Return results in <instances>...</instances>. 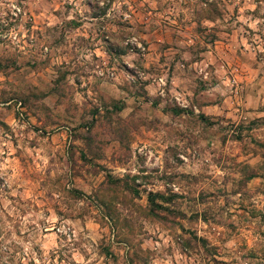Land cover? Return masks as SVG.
I'll return each instance as SVG.
<instances>
[{
	"label": "rangeland",
	"instance_id": "rangeland-1",
	"mask_svg": "<svg viewBox=\"0 0 264 264\" xmlns=\"http://www.w3.org/2000/svg\"><path fill=\"white\" fill-rule=\"evenodd\" d=\"M86 260L264 264V0H0V264Z\"/></svg>",
	"mask_w": 264,
	"mask_h": 264
},
{
	"label": "crops",
	"instance_id": "crops-1",
	"mask_svg": "<svg viewBox=\"0 0 264 264\" xmlns=\"http://www.w3.org/2000/svg\"><path fill=\"white\" fill-rule=\"evenodd\" d=\"M93 51V52H92ZM207 52H210L211 50H206ZM91 53L92 54H95L96 56L97 55H99V54H101V57H106L107 55H109L108 54V52H107V50L105 49V47H103L102 45H99V44H95L94 46H92V48H91ZM123 55V54H122ZM203 60V63H205V64H208V61L210 62H212V61H216V63H217V61H218V59H217V57H216V55L215 54H213L212 53V55H211V60H208V61H206V59L205 58H203L202 59ZM204 64V65H205ZM144 74H146L145 72H143V75ZM144 77H146L145 75H144ZM156 84H158V81H156V82H153V81H146L145 82V88L146 89H149L151 86H153L154 88V90L156 89ZM149 91V93H151L150 92V90H148ZM88 260H86V262H87ZM88 263V262H87ZM97 262L96 261H94V262H90V263H88V264H96Z\"/></svg>",
	"mask_w": 264,
	"mask_h": 264
},
{
	"label": "built area",
	"instance_id": "built-area-1",
	"mask_svg": "<svg viewBox=\"0 0 264 264\" xmlns=\"http://www.w3.org/2000/svg\"><path fill=\"white\" fill-rule=\"evenodd\" d=\"M98 70H99V71H100V73H101V70H102V68H101V69L99 68ZM161 80H162V79L160 78V81H161Z\"/></svg>",
	"mask_w": 264,
	"mask_h": 264
}]
</instances>
